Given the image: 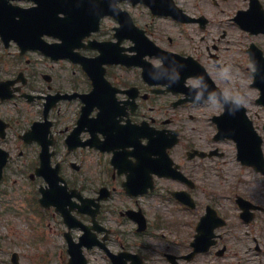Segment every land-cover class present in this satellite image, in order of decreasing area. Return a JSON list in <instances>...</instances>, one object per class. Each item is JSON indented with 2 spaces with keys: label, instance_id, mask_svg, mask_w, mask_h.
Wrapping results in <instances>:
<instances>
[{
  "label": "flooded vegetation",
  "instance_id": "flooded-vegetation-1",
  "mask_svg": "<svg viewBox=\"0 0 264 264\" xmlns=\"http://www.w3.org/2000/svg\"><path fill=\"white\" fill-rule=\"evenodd\" d=\"M258 2L264 8V0H208L205 6L207 17L204 28L200 21H196V18L202 14V6L196 0H185V2H181L182 4L180 3L186 9L185 12L191 16H188L185 21H178L169 16H155L145 6H142L141 14L136 18V21L159 46L185 56H191L195 60L198 59L206 68L208 66L211 69L212 66V78L228 98L237 99L240 97L245 103L249 100L248 112L253 119V113L256 115L254 124L262 136L264 149V117L260 113L261 111L264 112V106L258 103L256 94L249 97L246 93L239 95V92H234L227 87L225 82L232 80L234 72L232 64L229 65L228 74L222 72L228 62L221 55L223 49L238 47L243 51L246 62H249L252 67L254 65L251 58L254 55L258 56L256 54L258 49L262 50L264 55V32L259 27ZM242 9H247L249 12L244 13L241 21L237 22L236 15ZM166 22L168 26H166ZM96 37L100 38L99 40L111 39L107 33H100ZM124 44L128 47L134 43L126 40ZM12 48L15 49L12 57L3 53L9 52V49ZM33 53L29 51L21 54L17 44L12 42L6 45L2 41L0 42V63L6 67L0 72V79H18V82L12 86L17 90L14 97L5 101L0 99V117L8 124L9 130L13 129L18 132L17 148H26L35 144H27L20 138V133L27 129L32 123L31 121L40 114V110L35 111L36 117H34V110L16 107L20 103L27 106L31 103L23 94H41V78L48 83L54 80L62 84L66 82L63 78L64 74L56 68L54 71H42L37 66L39 61L35 60L34 57L30 58ZM165 58L166 69L164 73L148 75V82L144 79L141 68L133 65H107L105 76L110 84L100 80L101 68L98 62L96 67L90 66L88 73L82 70L83 92L90 91L92 88L90 77L101 81L94 90V96L87 104L88 109L89 106H95L91 112L92 117L99 112L103 113L100 126L105 129V135L100 133L99 137L101 140L106 139V141L101 145L107 148L131 145L136 143L141 136H147L141 138L142 143L146 144L150 138L151 142H154L150 148L152 154L149 155L148 150L143 152L147 163L144 166V171L140 172V177L146 178L145 184L147 185L151 181L153 187L150 186L145 195L155 197L159 203L167 208L171 206L184 209V211L194 208L196 209V220L201 216L202 209H206L208 205L217 210L221 207L228 208V201L231 199L230 193L232 192L242 194L258 206H264V174L256 171L253 167L239 162V174L233 173V170L230 169V176L222 180L213 176L216 175L214 171H209L208 176H201V172L207 167L211 169L216 167L213 163L216 162L217 158L215 156L202 158L196 155V147L200 146L196 142V115L194 113L197 104L187 98H192L193 95L190 90L192 86H196V73L202 75V70L197 66L196 71V63H192L191 67H184L174 57L167 56ZM151 60L159 64L162 58L153 57ZM247 70H250L249 66H247ZM253 70L249 71L251 77L254 75ZM188 72L193 73L187 75L185 84H182V77ZM153 81L163 82L164 85L153 86L149 83ZM212 90L213 93L216 92L214 86ZM48 91L46 94L68 93L67 95H70L75 89L74 87L48 84ZM73 100L78 103L77 121L83 99L75 98L65 101L71 102ZM5 102H12L14 110L3 107ZM62 102L60 101L53 111L58 109L61 112L60 104ZM187 118L195 121V123L188 124ZM137 126L142 127L137 129ZM177 137V143L167 150L171 158L169 161L164 154V146ZM6 138L7 136L1 140L2 144H6ZM228 144L235 150L236 145L232 141H229ZM208 146H210L209 150L214 148L211 145ZM127 150L131 151L132 149L128 148ZM99 152L103 160L97 162L98 168L95 169L88 163L81 166L82 183L80 191L85 197L95 198L99 194V188L107 186L111 189L112 194H126L122 184L127 174L119 171L112 163L111 152L101 150ZM20 154H23V150L20 151ZM129 159L134 161L133 157H129ZM120 167L121 170L136 174V171L129 164L122 163ZM94 172L97 177H101V181L91 186L92 183L88 180ZM164 173L168 174L165 175ZM105 177L111 179L105 181ZM143 195L129 197L130 203H128L127 197L121 198L123 204L120 206L108 207V201H104L97 213L98 222L104 226L108 225L107 222L112 220L115 212V217L120 223L129 222L136 227L137 221L130 217L127 212L132 209L139 211L141 217L142 214L144 215L146 224L143 233H145L149 227L151 229L147 213L148 204L145 205L147 201L151 202V199H146L145 202L141 203L140 198ZM81 203L84 204V207L88 206L85 201ZM83 204H81V208H84ZM190 204L195 206L192 208ZM79 208L76 206V209ZM51 211H56V207H51ZM239 213L233 214L230 225L225 228V231L219 232L218 241L208 251L209 255L218 254V251L225 247L224 255L229 253L235 257L248 254L263 256L264 240L258 235L261 232V223L264 222V210L259 207L252 210L250 214L254 216V220L250 223L243 221ZM76 216L86 224L92 220V216L87 212L76 213ZM163 222L167 223L168 220L163 218L156 224L160 226ZM107 227L110 228L109 225ZM113 232L115 233V229L110 232L108 239ZM230 236L231 238H229ZM252 242L255 243L254 246L250 244Z\"/></svg>",
  "mask_w": 264,
  "mask_h": 264
},
{
  "label": "rangeland",
  "instance_id": "rangeland-1",
  "mask_svg": "<svg viewBox=\"0 0 264 264\" xmlns=\"http://www.w3.org/2000/svg\"><path fill=\"white\" fill-rule=\"evenodd\" d=\"M111 24L112 22L107 20L104 24V29L108 30ZM221 55L222 58L227 59L228 62L226 67L222 69V72L228 74L229 65L232 63L231 56L234 54L226 48L221 51ZM38 57L40 61L37 66L40 67L41 70L54 71L56 68L64 74L63 78L66 81L63 84L56 80L48 83L41 78L40 86L42 92H44L43 94L49 92L48 84H54V86L56 84V86L70 88L75 87L76 89H82L84 87L82 86V77L74 73V68H71L66 62L54 63L47 61L42 55ZM211 69H213L212 66ZM232 80L233 81L228 83L229 86H233L235 83L234 80H237L238 87H241L239 91H248L243 90L249 87L246 77H233ZM38 106L39 103H36V109L39 108ZM60 107L61 112L58 113L56 109L53 113V119H60H58V123L53 126V130L57 133L59 138V152L57 151L56 160H60L64 163L67 159L79 160V158L83 156L93 158L96 155L95 152L80 150L69 152L66 150L63 143V136H65L64 131L66 128H71L73 126L78 112V103L76 100L71 102L63 101ZM41 108L42 102H40V109ZM218 110V104L212 100L207 101L201 108L196 109V139H201V133H203L204 130L208 135H213L214 125L211 122V116ZM190 124H194V122ZM200 127L201 132L198 131ZM65 132L67 133L68 131ZM222 147L225 149L229 148V146L224 143ZM22 149L25 150V155L22 156V159L16 157L13 161L8 162L5 167V180L0 184V264H13L11 255L14 251L20 254L21 264H62L63 258L61 259V257L66 253L67 248L63 236L64 224L60 217H57L54 222L51 220L50 216H48L45 221H39L37 215H35L32 205L40 194L37 192L38 181L33 182L30 175L34 173V168L38 165L37 148L32 145L29 148L22 147ZM16 153L17 151L15 154ZM15 154L13 152V156H15ZM223 164L227 165L228 161L223 162ZM64 176L69 180V175L64 174ZM40 183L43 184V181L40 180ZM151 203L152 204L148 205L147 213L150 224L153 227H151V229L149 228L150 230L148 229L149 232L146 236L128 235L127 233H122L121 235L122 238H127V240H123L125 243L129 241L131 244L129 248L132 249V251L143 254L147 262L146 264H169L162 253L165 248L168 247V240H170V242L180 240V233L186 235L189 227L183 225L182 213L178 214V211L173 207L168 206L167 208L156 199L152 200ZM227 211L231 213L230 208H228ZM187 216L189 223L192 224L196 218V211L190 212ZM163 218H166L169 223L163 222L162 226L156 227V222ZM114 227L117 229L116 226ZM263 227L264 222L261 223V232L258 237L264 240ZM120 229L122 230V227ZM192 231L193 229L191 233ZM36 233L41 234V236L35 235ZM76 233H78V230H76ZM186 237L187 240H189V236ZM160 238L163 240H159ZM229 238H231V236ZM151 239L152 242H150ZM145 242L147 243L146 246H144ZM232 242L235 243L234 241ZM110 244L119 247L117 238L111 240ZM148 245L150 247H148ZM170 250L173 251L175 249ZM186 250V246H184V251ZM90 257L93 258L96 264L112 263L108 257L100 255L99 251H94ZM64 258L65 263L66 256ZM213 258L214 261L212 264H264V254L263 256H245L243 259L232 257L229 254L223 257H217L215 255L210 256L207 254L200 256L197 260L203 262L211 261ZM181 264L185 263L182 262Z\"/></svg>",
  "mask_w": 264,
  "mask_h": 264
},
{
  "label": "water",
  "instance_id": "water-1",
  "mask_svg": "<svg viewBox=\"0 0 264 264\" xmlns=\"http://www.w3.org/2000/svg\"><path fill=\"white\" fill-rule=\"evenodd\" d=\"M35 1L38 2L40 5L37 11L41 18L42 27L44 26V24L50 26L54 25V27H61V28L65 27L66 25H64V23L61 22V20H59L57 17L60 11L66 12L65 9L69 11L68 20L72 27H78L81 18L86 17V19H93L94 21H97V19L101 15L100 13L97 12L95 5L92 2H90V0H35ZM8 8L10 9V7ZM6 11H8L7 8L5 7L0 8V20L7 19V17L1 14L2 12H6ZM41 44L44 45L42 42ZM41 48L46 49L43 46H41ZM241 145L244 153L249 154L251 148L249 144V138L246 137V135L242 137ZM260 157L261 159H263L261 153H260ZM0 172H1V168H0ZM77 259L78 256L76 255L75 258L73 257L72 261H76Z\"/></svg>",
  "mask_w": 264,
  "mask_h": 264
}]
</instances>
